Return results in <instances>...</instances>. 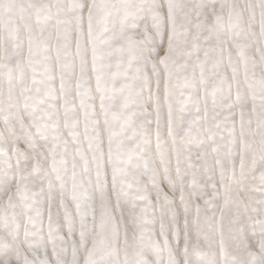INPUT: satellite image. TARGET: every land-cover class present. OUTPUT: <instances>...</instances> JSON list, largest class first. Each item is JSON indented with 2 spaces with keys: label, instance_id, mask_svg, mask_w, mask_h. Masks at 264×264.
<instances>
[{
  "label": "snow or ice",
  "instance_id": "1",
  "mask_svg": "<svg viewBox=\"0 0 264 264\" xmlns=\"http://www.w3.org/2000/svg\"><path fill=\"white\" fill-rule=\"evenodd\" d=\"M0 264H264V0H0Z\"/></svg>",
  "mask_w": 264,
  "mask_h": 264
}]
</instances>
